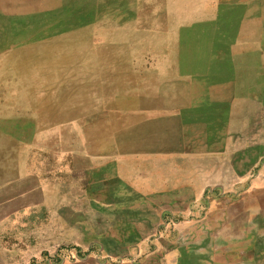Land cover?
<instances>
[{"label":"rangeland","instance_id":"1","mask_svg":"<svg viewBox=\"0 0 264 264\" xmlns=\"http://www.w3.org/2000/svg\"><path fill=\"white\" fill-rule=\"evenodd\" d=\"M177 71L230 87L264 129V0H0V167L30 157L51 190L44 207L0 226V264H214L226 263L218 248H264V213L252 225L245 212L259 193L243 190L256 159L238 191H208L175 216L160 198L104 207L78 176L77 158L85 164L108 130L93 115ZM233 162L222 160L227 186Z\"/></svg>","mask_w":264,"mask_h":264},{"label":"crops","instance_id":"2","mask_svg":"<svg viewBox=\"0 0 264 264\" xmlns=\"http://www.w3.org/2000/svg\"><path fill=\"white\" fill-rule=\"evenodd\" d=\"M188 73L177 71L163 85L150 82L128 101L104 104L102 113L93 115V122H102L93 124L108 130H103L97 148L87 151L85 164L77 158V169L85 166L78 176L85 180V190L92 191L98 204L102 200V205L109 207L110 199L117 196L118 205L123 207L128 197L148 201L160 198L166 200L163 206L172 216L180 215L185 209L175 210L177 207L206 202L208 191H223L224 187L233 193L238 191L240 180L252 176L257 160L256 174L243 190L264 194V129L254 130L256 118L248 112L249 104L239 103L234 91L223 92L230 87L191 85V78L183 76ZM223 73L221 69L214 78ZM259 121L264 123V117ZM245 138H249V144ZM242 141L247 143L245 147H240ZM259 143L260 149L255 145ZM240 149L246 150L241 159L248 161L241 171L237 162ZM228 157L236 167L230 172L231 178H225L229 186L224 183L222 167V160ZM210 160L215 161L213 169L208 167ZM50 193L45 170L32 169L30 157L23 159L22 165L18 161L9 167L1 166L0 226L41 209ZM259 194L258 199L250 194V200L245 201V212H250L246 219L252 225L254 213H264V197ZM223 248H218L216 255L225 257L227 264H264L263 257L260 261L264 248ZM228 256L230 259H226Z\"/></svg>","mask_w":264,"mask_h":264}]
</instances>
